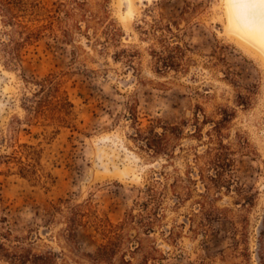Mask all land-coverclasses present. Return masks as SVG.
Returning a JSON list of instances; mask_svg holds the SVG:
<instances>
[{
  "label": "rangeland",
  "instance_id": "rangeland-1",
  "mask_svg": "<svg viewBox=\"0 0 264 264\" xmlns=\"http://www.w3.org/2000/svg\"><path fill=\"white\" fill-rule=\"evenodd\" d=\"M40 1L54 13L60 3L70 0ZM89 1L91 8L98 10L99 0ZM110 14L122 36L118 43L108 44L105 52L96 44L95 36L88 41L74 31L69 43L45 36L22 48L15 64L9 63L11 56L3 52V43H9L13 34L0 17V137L7 139L1 142L0 155L12 152L14 145L34 146L41 150L39 170L44 176L36 181L18 175L17 167L8 172L7 166H0V197L6 208L0 216L8 220L0 223V242L19 244L35 252H54L58 264H92L89 255L106 242L95 219H86L77 229L75 244L69 245L63 237L69 211L59 215L55 207L62 200H68L69 206L90 202L100 218L114 225L122 223L137 203L146 200V186L159 174L183 176L187 165L192 164L191 149L201 154L207 149V142L190 137L195 115L200 113L201 121V113L219 119L218 110L224 109L231 116L224 133L226 142L235 149L233 177L254 194L255 200L246 212L233 189L221 191L213 204L229 208L235 215H247L250 261L244 262L233 251L229 220L222 218L204 227L199 222L190 223L188 217L198 210L193 201L178 213L169 210L164 232L156 230L146 244L165 255L157 264H260L257 252L264 220V2L112 0ZM82 27L85 29L86 24ZM98 29L97 37L107 43L103 27ZM165 45L183 47L182 69L157 72L152 54ZM133 53L136 56L131 57ZM51 73L60 76L74 104V128L56 129L27 119L25 101L34 89L28 81ZM134 111L138 124L131 120L130 112ZM158 120L165 124L186 121L185 136L179 142L186 152L176 149L175 159L153 153L136 136L135 127L147 129ZM201 128L206 133L211 126ZM203 140L207 141L206 135ZM204 191V184L199 182L194 199ZM167 203L172 207L175 200L172 197ZM173 226H178L181 235L170 241ZM192 227L197 233L191 231ZM8 231L13 238L7 241L2 235ZM0 264L8 263L0 256Z\"/></svg>",
  "mask_w": 264,
  "mask_h": 264
},
{
  "label": "trees",
  "instance_id": "trees-1",
  "mask_svg": "<svg viewBox=\"0 0 264 264\" xmlns=\"http://www.w3.org/2000/svg\"><path fill=\"white\" fill-rule=\"evenodd\" d=\"M111 1L99 0L96 3L98 10L94 11L89 0H70L68 3H60L53 13L43 6L40 0H0L2 25L11 29L13 34L9 37V43H3V52L11 56L9 63L15 64L20 58L22 48L40 41L45 36H50L55 41L63 40L69 43L74 38V31L88 41L95 36L96 44L105 52L108 44L118 43L122 36V31L111 19ZM82 23L86 24L85 29ZM99 26L103 27L102 32L107 36V43H103L97 37ZM90 30H93L92 34ZM168 30L171 32V28ZM122 53L128 52L123 50ZM124 54L122 56H125ZM132 56L136 55L133 53ZM152 57L156 61L157 72L178 71L184 66L181 57H185V51L181 45H165L162 51H153ZM28 82L34 86L31 97L26 98L25 101L24 110L28 121L35 124L44 123L47 127L52 126L56 129L74 128V104L63 89L60 76L51 73L43 79ZM218 112L219 119L210 118L203 113H201L203 121L200 120V113L193 119L194 131L191 132L190 137L201 143L207 142L205 144L207 149L203 154L197 149H191L194 156L192 164L187 165L183 176L171 177L167 173L159 174L154 182L146 186L144 192L146 200L137 203L136 209L132 210L122 223L114 225L109 219L100 218L93 212L90 202L69 206L68 200H62L61 205L55 207V213L63 215L65 210L69 211L63 234L67 244H75L77 229L86 223V219L92 217L95 219L96 228L106 241L100 245L94 255H89L92 264H157L165 255L157 247L149 248L146 243L151 241L156 230L164 232L169 210L178 213L188 202L193 201L198 210L188 217L190 223L199 222L204 227L207 223L219 221L222 218L229 220L234 240L233 251L242 256L244 262H249L251 253L248 246L249 219L247 215L242 213L235 215L231 209H220L213 204V201H217L222 195L221 191L232 192L233 189L239 200L243 202L240 206L244 211L247 212L249 208H252L255 200L254 194L247 192L233 177L236 162L235 149L231 142H226L224 133L231 116L228 110L220 109ZM130 116L131 120L138 124L135 111L130 112ZM185 124L186 121L165 124L162 120H158L156 125L147 129L135 127V131L138 140L143 142L150 151L175 159L176 149L186 152L183 146L179 145L185 136ZM202 125H210L211 129L205 133L201 128ZM205 135L207 141L203 140ZM3 140L7 142V139L0 137V146ZM12 149V152L0 155V166H7L8 172L17 167V174L21 177H30L36 181L43 180L44 176L39 170L41 150L27 144L14 145ZM199 182L204 184L205 191L199 195L198 199H194ZM172 197L175 203L169 207L167 202ZM2 202L0 197V213L6 209ZM56 216L54 215L52 219L55 220ZM2 221L8 220L0 216V223ZM177 227L173 226L170 230L168 235L170 241H175L181 235ZM191 231L197 233L195 227H192ZM2 237L8 241L13 238V235L8 231ZM257 255L260 264H264V220ZM0 256L8 264H58V255L54 252H35L32 248L19 244L9 245L5 241L0 242ZM117 257L120 258L116 259ZM223 258L227 259V257ZM65 264L69 263L65 262Z\"/></svg>",
  "mask_w": 264,
  "mask_h": 264
},
{
  "label": "snow or ice",
  "instance_id": "snow-or-ice-1",
  "mask_svg": "<svg viewBox=\"0 0 264 264\" xmlns=\"http://www.w3.org/2000/svg\"><path fill=\"white\" fill-rule=\"evenodd\" d=\"M261 2H264V0H261Z\"/></svg>",
  "mask_w": 264,
  "mask_h": 264
}]
</instances>
